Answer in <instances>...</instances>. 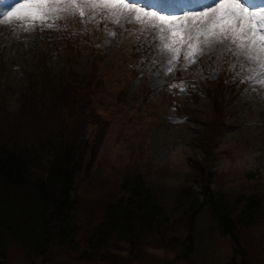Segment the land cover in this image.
I'll return each mask as SVG.
<instances>
[{"label": "rangeland", "instance_id": "rangeland-1", "mask_svg": "<svg viewBox=\"0 0 264 264\" xmlns=\"http://www.w3.org/2000/svg\"><path fill=\"white\" fill-rule=\"evenodd\" d=\"M24 2L9 0L8 6H0V118L6 121L3 128L11 124L17 126L25 114L24 106L32 101V97L25 99L26 93L28 97L30 91L35 93V82L27 73L43 77L38 70V65L43 68L40 63L42 53H46V65L51 75L58 79L62 69L68 68L64 63L66 57L58 52L65 40L73 44L90 40L97 48L109 51L103 62H98L103 67L104 83L95 87L94 100L82 89L67 87L59 93L58 85H54L45 103L54 120L57 116L50 109L49 101L59 95H75L88 100L98 112H95L96 119L87 117L84 120L88 145L98 149L93 165L79 171L75 182L74 195L80 204L77 221L82 227L77 237L80 240L86 238V228L98 221L109 198L113 201L119 198L116 194L125 179L129 183L140 182L152 202L162 205L172 216L171 220L178 219L188 202L184 203V200L187 197L193 199L191 191L199 190L187 158H203L201 144L195 135L202 125L200 121L205 119L204 116L195 117L201 124L183 120L186 112H179L176 104H168V101L171 93H176L177 100L187 107L197 112L208 108L210 111L211 101L205 92H209L210 82L221 78L222 81L225 79L224 94L229 97V109L227 106L226 131L219 135L216 150L215 144L212 146L214 156L208 169L215 172V178L211 186L229 205L236 204L235 199L240 194L258 195L259 219L240 238L255 264H264V81L256 72L249 71L255 66L237 56L230 44L202 45L199 51L192 50L191 58H185L189 55L186 45H175L180 51L169 63V53L162 50L153 28L123 20L113 23L96 9H85L84 17L77 10L64 12L60 18L48 21L53 27L36 26L25 30L33 23L28 19L27 10L15 12ZM239 2L250 11L264 8V0L251 5L242 0ZM60 3L63 7L67 0H60ZM76 3L82 5L84 0H76ZM135 3L143 11H155L141 2ZM205 3L206 6L201 1V9L190 13L199 17L202 10L216 6L217 0H205ZM178 17L184 19L183 15ZM72 60H78L76 71L81 76L89 74L91 57L78 55ZM123 60H135L137 73L125 70L121 66ZM176 71L180 73L179 80L175 78ZM168 82L172 85L165 89ZM182 83L191 85V94ZM39 88L42 85L39 84ZM193 93L195 99L190 98ZM65 113L67 116L68 111ZM215 118L211 113L207 121L215 122ZM31 126L29 123L20 127H27L28 131ZM181 227L182 223L173 226L180 238ZM168 230L169 235L172 229ZM194 235L188 258L174 253L166 242L152 236L145 242L148 245L143 247L146 251H141L139 245L134 246L133 250L138 249L135 257L110 247L115 260L97 257L89 263L57 246L51 249L47 258L30 260L10 243L5 264H222L232 255L229 237L220 235L206 207H202L196 216Z\"/></svg>", "mask_w": 264, "mask_h": 264}, {"label": "trees", "instance_id": "trees-1", "mask_svg": "<svg viewBox=\"0 0 264 264\" xmlns=\"http://www.w3.org/2000/svg\"><path fill=\"white\" fill-rule=\"evenodd\" d=\"M95 47L96 43L90 40L75 44L65 40L58 52L66 57L64 63L68 68L62 69L58 79L51 75L46 65V53H42L40 63L43 68L38 65V70L43 73V77L27 73L28 78L32 76L31 81L35 82V93L30 91L29 97L27 93L25 95L26 100L32 97V101L24 106L25 114L21 122L17 126L11 124L3 128L6 121L0 118V264L8 261L10 243L30 260L35 257L47 258L51 249L57 246L89 263L97 257L115 260L110 247L127 251L135 257L138 249L133 250L134 246L139 245L141 251H146L143 247L148 246L145 242L152 236L166 242L174 253L179 252L188 258L194 245L196 216L202 207L207 208L220 235L230 239L232 255L222 264H255L240 235L243 236L259 219L258 195L240 194L235 199L236 204L229 205L217 196L211 186L215 178V172L208 169L214 156L212 146L215 144L216 150L219 135L226 131L227 106L229 109V97L224 94L226 85L221 78L210 82L209 92H205L211 101L210 111L208 108L197 112L187 107L177 100L176 93H171L168 101V104L175 103L179 112H186L183 120L202 123L195 138L201 144L203 158H187L195 173V181L199 183V190L191 191L194 193L193 199L187 197L184 200V203L188 202L178 219L171 220V215L162 205L152 202L140 182L134 180L129 183L125 179L116 194L119 198L114 201L109 198L104 203L98 221L86 228V238L80 240L77 237L82 227L77 221L80 204L74 195L75 182L79 171L93 165L98 149L88 145L84 135V120L87 117L96 119L95 114L98 112L88 100L84 101L75 95H59L50 99L53 103L49 101L50 109L57 116L54 120L45 103L54 85H58L59 93L67 87L82 89L89 92L90 98L94 100L92 95L95 87L104 83L103 67L98 62H103L109 52ZM78 55L91 57L88 75L81 76L76 71L78 60L73 61L72 58ZM133 61L123 60L121 66L135 74L137 71ZM39 84L42 85L41 89ZM165 89H169L168 86ZM188 93H192L191 85ZM190 98L195 99V94ZM211 113L216 118L215 122L209 123L207 120ZM202 116L205 120L200 122L195 118ZM29 123L33 126L28 131L27 127H20ZM238 201H241L240 205ZM178 223H182V238L174 232L173 226ZM169 228L172 233L168 235Z\"/></svg>", "mask_w": 264, "mask_h": 264}, {"label": "snow or ice", "instance_id": "snow-or-ice-1", "mask_svg": "<svg viewBox=\"0 0 264 264\" xmlns=\"http://www.w3.org/2000/svg\"><path fill=\"white\" fill-rule=\"evenodd\" d=\"M155 2L159 4L155 11H143L142 7L136 5L135 0H84L82 5L77 4L76 0H67L63 7L60 0H25L15 12L27 10L28 19L33 23L25 30H32L36 26L53 27L48 21L60 18V14L64 12L72 13L77 10L84 17L85 9L99 10L113 23L123 20L146 25L157 33L162 50L169 53V63L176 59V54L180 51L175 45H186L189 55L185 58H191L192 50L199 51L202 45L230 44L237 56L255 66L249 71L256 72L264 81V8L250 11L239 0H217L216 6L202 10L197 17L184 11L190 0ZM8 5L9 0H0V6ZM165 9H180L181 12ZM177 14H182L184 19L179 22L175 20L173 17Z\"/></svg>", "mask_w": 264, "mask_h": 264}]
</instances>
